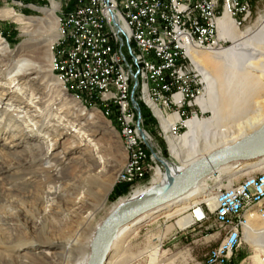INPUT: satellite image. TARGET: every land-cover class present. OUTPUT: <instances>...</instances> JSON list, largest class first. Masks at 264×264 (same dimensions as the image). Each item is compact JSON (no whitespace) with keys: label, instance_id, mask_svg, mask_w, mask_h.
I'll use <instances>...</instances> for the list:
<instances>
[{"label":"bare ground","instance_id":"6f19581e","mask_svg":"<svg viewBox=\"0 0 264 264\" xmlns=\"http://www.w3.org/2000/svg\"><path fill=\"white\" fill-rule=\"evenodd\" d=\"M106 8L107 0H95L94 13L98 21H100V29L102 33H112V17L118 25H121L125 29L126 46L131 54V60L135 65V76L139 78L138 91L140 89L143 92V101L149 105L160 119V109L156 106L154 100H152V74L148 68V61L138 46L136 24H133L131 17L126 16L120 3L111 4L112 14H108ZM58 9L59 4L56 2L52 3L50 9H42L51 19L50 26L48 25L51 28H53L51 21H54L53 23L58 25L56 19V11ZM68 12H72V10ZM2 15L13 18L16 22L24 26L23 29H26V31L31 26H34V22H37V20L18 15L11 9L7 10L4 14L0 11V16ZM217 26L220 30L219 36L223 44L228 42L230 45L226 48L221 47L216 51H193L190 56L200 81L204 85L201 94L195 100V105L201 110V113L208 112L211 116L205 119H198L199 117L196 119H194L195 117L189 118L185 123L186 128L183 135L175 141H173L172 129L169 125H164L163 121H160L165 132L161 127L159 132L160 134L161 132L166 133V140L170 141L167 142L169 150L180 160L181 165L175 167L157 158L145 142L136 121L131 117L132 105L124 104V114H122L123 99L121 97H114V107L117 109V114H121V125L134 151L138 154L150 173L158 167L150 185L136 190L128 197L120 198L115 204L108 205L109 207H107L108 197L113 183L111 181L99 184L96 182V163L92 156L86 161L88 163L75 161L66 164V156L45 153V149L48 148L45 146V143L40 142L29 148V151L36 153V156L29 163V171L24 170L25 172L22 171L20 174H23V179L28 177L31 179H41V182L43 181L44 185H48V188L35 196L25 198L26 200L19 198L11 200L8 197L0 199V213H3L4 219L10 221L17 220L25 227L32 223L34 214L42 211L45 205L49 206L51 210H54L56 206L63 207L68 213L58 216V223L61 228L52 226L54 231H42L34 237L35 240L33 242L30 241L31 239L24 238L21 239L20 244L12 245L8 244V238L3 233L0 234V264H89L97 231L105 220V217H101L103 213L106 212L108 215L117 209H122L141 200L169 192L176 186L181 176L191 164L209 155L215 148L241 149L261 144L264 135V12L257 19L256 23L245 31H241L238 28L239 25L226 14L218 20ZM26 31H24V35L27 34ZM55 33L57 35L52 39L53 44L59 38V30L58 33L57 30ZM46 47L48 49L47 58L45 59L48 64L52 65L53 61H57V55L55 54V57L51 55L50 49H53V47L49 48V45H44L41 49ZM118 48V35L108 34L107 52L115 53ZM1 50L0 67H6V63L11 56L17 60L15 64L11 65L13 67L11 81L14 80L12 82L16 81L18 83L21 81L29 82L28 84L33 89L31 96L33 101L36 99L44 101L47 98L48 94L42 91L48 85L57 93V99L54 100L50 111L56 103L57 106L62 107L66 104V102L63 103V97L66 96L64 85L71 83V76H64V79H59L58 73H56V76H52L53 72L51 67L45 71L40 70V67L36 66L34 62L29 61L27 58H22V56L18 57L19 55L13 51L7 52L8 54H6L5 49ZM211 63H215L216 67L214 70L209 71L207 64ZM9 69H11L10 66L6 68V71H9ZM124 73L125 65L123 62L115 61V76H123ZM66 75H74V67H66ZM44 78H47V85L46 83L43 84ZM219 84H221L222 92L218 90ZM1 87L8 89L7 91L10 94L16 93L11 88L3 87L2 85ZM36 95H39V98H36ZM85 100H90V98L86 96ZM78 102L70 100V109L74 111L78 107H81ZM83 102L85 103V101ZM66 109L68 110L69 107ZM7 112L11 115L10 111ZM94 113L98 115L96 110ZM73 114L75 115L74 112ZM19 115L20 112L14 119H11L12 122L15 121L17 124V122L25 119L24 116L21 117ZM103 115L109 117V112L105 110V113L103 111ZM83 116L85 115H81V113L80 116H75L73 123H76L77 127L80 126L81 130H85L86 128L90 129V127L94 128L95 126L104 129L103 126H99L98 122H94L91 116L89 117L91 121L88 120L84 124L81 121ZM38 117L40 119L43 118V116L39 115ZM40 122L35 124L37 126L36 130L46 129L45 124ZM59 129H57V131H60L58 137H62L64 133ZM105 129H108L107 123ZM10 131H15L17 133L16 135L23 138H39L32 134L27 135V131L25 132V129L19 127L10 128ZM119 133L127 154L124 169L118 176V179L121 181L123 174L129 169L132 163V152L129 147V142L125 141L121 126ZM77 146L78 143L70 144V147L66 149L69 151L68 155ZM29 151L27 150L26 152L29 153ZM261 157H257L259 159L254 163L263 161L262 164H264V156ZM171 158L174 159L172 156ZM45 161L51 162V165L47 168L42 167V163ZM250 162V160H244L239 163H231L218 168L214 172L218 173L219 176H223V171L227 173L229 169L237 173L247 168ZM21 166L23 168L24 165L19 164L17 167ZM2 172L3 170L0 169V174ZM214 172L195 183L178 199L146 212L131 223L114 231L106 242L102 264H114L115 262L109 258L110 254H114L113 256H115L118 253L119 246L126 238L129 236L133 237L144 224L155 223L158 217L164 218L165 220L179 217L175 223L176 227L180 231L190 228L196 218L201 215L199 206L207 203L211 209L214 207L213 199L215 196L205 189L207 180ZM75 178L83 181V183L85 182L84 185L73 182ZM86 178H88L89 184H87ZM95 185H98L100 189L97 194L91 192V188ZM85 188L89 192L84 191L83 189ZM84 193L91 196L94 203L89 202L86 197V203L82 202L81 204H77L75 196ZM262 195L264 193L254 196L253 202L246 205L245 208L253 204ZM7 204H10L13 208L11 212L6 210ZM263 205L264 203L260 202L258 206L256 205L257 207L253 206L246 213L248 214L247 217L249 220L248 225L244 229L245 234L243 232L245 242L260 252L264 249V227L260 230L263 233L262 235L254 236L255 230L251 229V226H253L255 218L259 216L258 214ZM191 210L195 211L188 213ZM82 213L86 215H82ZM63 226L66 230L62 229L64 228ZM44 249L53 252H45ZM33 251H38V254L34 253L33 255ZM157 254V252L153 253L150 264H155ZM256 258L257 255L255 256ZM197 264H210V259H205Z\"/></svg>","mask_w":264,"mask_h":264},{"label":"rangeland","instance_id":"374dc122","mask_svg":"<svg viewBox=\"0 0 264 264\" xmlns=\"http://www.w3.org/2000/svg\"><path fill=\"white\" fill-rule=\"evenodd\" d=\"M72 1L74 2L72 3ZM75 1L76 0H0V11L2 14L11 9L18 15L28 19L37 20V22L33 23L34 26H31L26 31V29H23L24 26L16 22L13 18H9L8 16L6 17V15L0 16V44H2L0 46V53L2 52L1 49H5L6 54H8L7 52L13 51L19 55H17L18 57L22 56V58H27L29 61L34 62L36 66L40 67V70H48L50 68V64H48L45 59L47 58L48 48H41L44 45H49V48L53 47V49H50L51 55L53 57L57 55L55 52L57 43L55 42L53 44L52 39L55 35H57L55 33L56 30L58 33L60 22L59 19L68 11L74 9ZM53 2L59 4V9L56 11L58 25L54 24V21H51V25L53 27L51 28L49 27L51 19L45 12L42 11V9H50ZM249 2L251 5L249 18H247L245 21H240V18L237 20L240 22L238 28L241 31H245L247 28L253 26L257 19L263 15L264 12V0H249ZM24 31L27 32L26 35H24ZM229 45L230 43L227 42L226 44H223L222 47L226 48ZM193 51L198 52V50H192L191 53ZM31 52H34V54ZM15 61L17 60L11 56L9 61L6 63L7 66L0 67V169L3 170V172L0 174V199L8 197L11 200L17 198L26 200L25 198L35 196L36 194L45 191L48 188V185H44L43 181L41 182V179H31L30 177L23 179V174H20L22 171H29V163L30 161H33L36 156V153L29 151V148L39 144L40 142L45 143V146L48 148L45 149V153H48L49 155L55 154L66 156V164H70L75 161L84 163L90 159V156H92L96 163V182H98V184L107 183L108 181L113 183L108 197L107 207H109L108 205L115 204L120 198L128 197L136 190L148 187L150 185L158 167L155 171L151 172L150 176H148L139 186L134 187L128 184L127 193L118 197L112 196L114 186L117 183H120L118 176L124 169L127 161V154L123 145L122 137L119 133V123L117 124L115 122L116 125H118V131L113 126L112 120L109 119L110 117H115V114H117V109H115L116 107L114 108L111 106L110 109L113 111L110 117H105L103 115V111L105 113V110H103L104 107L98 99L97 100L100 108L96 104H91L90 100H87V102L84 103L80 97L72 95V93L68 91V86L72 87L70 84L64 85L62 83L65 87L64 92L66 93V96L63 97V103L66 102V104L62 107L57 106L56 103L50 111L54 100L57 99V93L53 88H50V86L47 85V78L43 79V84L46 83L47 86H45V89L42 91L45 92V94H48L47 98H45L44 101H39V99L33 101L31 97L33 89L32 86L28 84L29 82L21 81L18 83L16 81L12 82L14 80L11 81V74L13 70L11 65L15 64ZM8 66H10L11 69L6 71ZM215 67V63L207 64V69L209 71L214 70ZM191 68L195 72L196 68L194 64L191 66ZM193 74L194 73L190 72L189 78L197 80V78H193ZM56 75V73H53L52 76ZM1 85L3 87L11 88V90L16 91V93L11 92L12 94H10L7 91L8 89L2 88ZM202 87H204V85L201 83L200 88ZM218 90L222 92L221 84H219ZM74 91L84 97L83 91ZM139 92L141 103L146 105V108L149 110V112H151L152 116L151 117L150 115H147L143 116V118L141 117L143 120V127L153 137L156 144L161 148L159 143L161 138L157 136V133H160V127L163 130L164 128L161 125L157 114H155L149 105L143 101V92L140 89L139 91L135 92L134 97L137 98ZM201 92L202 89H200V94ZM36 93H38V91H36ZM35 97L39 98V95H36ZM70 100L74 102L79 101L78 103L81 107H78L74 111L71 110V104H69ZM22 102H24V104H22ZM141 103L139 102V106ZM154 103L156 104V100H154ZM67 107H69L68 110L66 109ZM95 110L98 112V115H95ZM192 110H195L197 117H199L198 119H205L211 116V114L208 112L201 113V110H199L196 105H194ZM7 111H10L11 115ZM19 112V116H24L25 119H22L21 122H17L16 124L15 121L12 122L11 119H14ZM80 113L81 115H85L81 119L84 124H86V121H88L89 117L91 116V118L93 117L92 119H94V122H98L99 126H103L104 129H100L99 127L95 126L94 128L90 127V129L86 128L85 130H81L80 126L77 127L76 123L73 124L74 117L80 116ZM38 115L43 116V118L40 119ZM114 117L112 119L115 120ZM37 122L45 124L47 128L36 130L37 126L35 124ZM106 123H109L112 126L113 131L105 129ZM18 127L25 129V132L27 131V135L32 134L39 138H23L19 137V135H16L17 133L15 131H10V128ZM58 128H60L59 130L63 131L64 133L62 137H58V133H60V131H57ZM183 132L184 130L182 133ZM161 137L163 142L167 141L166 133L164 134L161 132ZM72 143H78V146L68 155L69 151L66 149L69 148L70 144ZM164 144L167 157L163 156L166 160L162 161H166L169 164L175 162L178 164V166H180V160L170 152L168 143L164 142ZM27 150L29 153L26 152ZM216 150L218 149L215 148L212 152ZM168 153L174 158L173 160L169 159ZM259 158L249 159L251 161L248 164L249 166L237 173H234V170L229 169L227 173L223 171V176H219L218 173L214 172V174H212L207 180V186H205V189L215 196L219 190H222L231 184H236L247 176L264 171V167H262L264 165L262 164L263 161L254 163ZM19 164H23V168L22 166L17 167ZM50 165V161H45L42 163L43 168H47ZM86 180L87 184H89L88 178H86ZM73 182L82 185L85 183H83L81 180H78L77 178H75ZM83 190L89 192L86 190V188ZM99 191L100 189L98 185H95L91 188V192L93 194H97ZM86 197L88 198L87 200L89 202H93V198L84 193L75 196L77 204L85 202ZM260 202L264 203V195L244 209V220H249L247 217L248 214L246 213L253 206L257 207ZM202 206L206 213L210 215V219L204 224H195L192 225L193 227L191 226L190 228L180 231L175 225L176 220L179 217L170 220H165L164 218L158 217L155 223L153 222L152 224H144L139 228L138 232L133 237L129 236L126 238L119 246L118 253L115 254V256H113L114 254H110V260H113L115 262L114 264H150L153 253L157 252L158 254L155 264L199 263V261L202 260V254H205L209 249L217 246L219 243V240L216 236L217 226L213 223L214 207L211 209L207 203L202 204ZM56 207L54 210H51L49 206L45 205L44 208H42V211L34 214L32 223L27 227L23 226L17 220L10 221L4 219L3 213H0V234L3 233L8 238V244L12 245H18V243L20 244L21 239L24 238L31 239L30 241L33 242L35 240L34 237L40 234L42 231H54L52 226L61 228L59 227L58 216L60 214L68 213V211L63 207ZM6 210L11 212L13 208L10 204H7ZM194 211L195 210H191L188 213H193ZM105 213H103L101 217L106 218L109 215ZM263 213L264 205L258 215ZM82 215L86 214L82 213ZM263 227L264 223L256 217L253 221V226H251V229L255 230V234L253 235H262L263 233L260 232V230ZM62 229L66 230L65 227ZM243 239L244 242H242L241 245V254L243 255V258L246 256V254L253 251L252 248L255 250L256 254L260 253V251L256 250L253 246H250L249 243L245 242V235ZM44 251L53 252L49 251L48 249H44ZM34 253L38 254V251H33L32 254L34 255Z\"/></svg>","mask_w":264,"mask_h":264},{"label":"built area","instance_id":"2783aa9c","mask_svg":"<svg viewBox=\"0 0 264 264\" xmlns=\"http://www.w3.org/2000/svg\"><path fill=\"white\" fill-rule=\"evenodd\" d=\"M112 3H120L126 16L131 17L133 24H136L138 46L152 74V100H156V106L160 109L159 121L169 125L173 141L178 140L186 128V121L197 118L192 108L202 89L197 71L191 68V51L219 50L223 41L219 36L218 20L226 14L240 25L238 18L245 21L250 15V2L107 0L108 14H112ZM94 4L95 0H78L72 12H67L59 19V38L55 49L57 61L50 65L52 72L58 73L59 79L71 76L72 88L83 91L90 101L98 99L103 110L109 112V117L112 113L110 107H114V97L123 99L122 114L124 104H131V117L136 121L145 142L160 161L166 160L161 148L143 127L139 112L141 101L139 95L134 97L138 91L139 78L135 76V65L126 46L125 29L112 17V33H102L100 21L94 13ZM108 34H117L119 37V48L115 53L107 52ZM115 61H122L125 65L123 76H115ZM66 67H74V75H66ZM190 72L194 73L193 78L197 80L189 78ZM114 118L115 122L120 123L132 152V163L123 174L121 183L137 187L150 176V172L134 151L121 125V114H115ZM157 136L162 139L160 133ZM170 164L178 167L175 162ZM260 193H264V171L247 176L215 194L213 223L217 226L219 243L202 254L201 259H210V264H235L238 254L242 253L243 232L248 225V220L243 219V209ZM199 210L201 215L193 225H202L210 219L202 205ZM257 217L264 223V213ZM252 250L237 264H264V250L258 254Z\"/></svg>","mask_w":264,"mask_h":264},{"label":"water","instance_id":"95a60500","mask_svg":"<svg viewBox=\"0 0 264 264\" xmlns=\"http://www.w3.org/2000/svg\"><path fill=\"white\" fill-rule=\"evenodd\" d=\"M107 127L108 130L113 131L109 123H107ZM261 156H264V135L260 145L241 149H218L191 164L181 176L176 186L169 192L141 200L135 204L111 212L97 231L89 264H102L106 242L110 235L118 228L131 223L146 212L157 209L165 203L178 199L195 183L207 177L218 168Z\"/></svg>","mask_w":264,"mask_h":264},{"label":"trees","instance_id":"16d2710c","mask_svg":"<svg viewBox=\"0 0 264 264\" xmlns=\"http://www.w3.org/2000/svg\"><path fill=\"white\" fill-rule=\"evenodd\" d=\"M74 1H72V3H73ZM69 87V89H68V91L69 92H71L72 93V95H75V96H77V97H80L83 101H85V102H87L86 100H85V96L83 97V96H81L80 94H78V93H76L75 91H74V89L72 88V87H70V86H68ZM91 104H96L99 108H100V105L98 104V100L97 99H93V100H91V102H90ZM140 114H141V117L143 118V116H151V112H149V110L143 105V104H140ZM115 108V107H114ZM116 109V108H115ZM115 109H114V111H115ZM113 111V110H112ZM152 117V116H151ZM109 119H111L112 120V124H113V126L115 127V129L116 130H118L119 131V128H117L118 127V125H116V123L118 124V122H116L115 123V120L114 119H112V117H110ZM159 143H160V145H161V150H162V154H163V156L164 157H167V152H166V148H165V144H164V142H163V140H159ZM120 183H117L115 186H114V189H113V192H112V196H120V195H123V194H125V193H127V189H128V184H126V183H121V181H119ZM243 258V255L241 254V253H239L238 254V256H237V258H236V261H235V264H237V262L238 261H240L241 259ZM204 259H202L201 261H203ZM201 261H199V262H201Z\"/></svg>","mask_w":264,"mask_h":264}]
</instances>
